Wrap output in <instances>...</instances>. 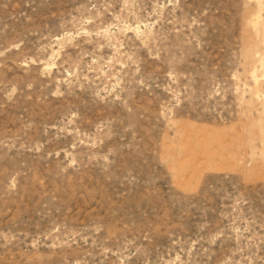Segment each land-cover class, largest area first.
I'll return each mask as SVG.
<instances>
[{
	"label": "rangeland",
	"instance_id": "obj_1",
	"mask_svg": "<svg viewBox=\"0 0 264 264\" xmlns=\"http://www.w3.org/2000/svg\"><path fill=\"white\" fill-rule=\"evenodd\" d=\"M0 264H264V0H0Z\"/></svg>",
	"mask_w": 264,
	"mask_h": 264
}]
</instances>
